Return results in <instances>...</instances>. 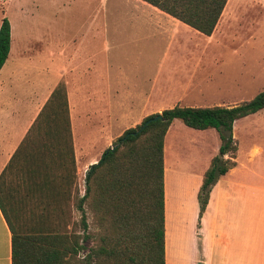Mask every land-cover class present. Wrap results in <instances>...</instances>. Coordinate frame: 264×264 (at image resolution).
<instances>
[{"label":"crops","instance_id":"crops-1","mask_svg":"<svg viewBox=\"0 0 264 264\" xmlns=\"http://www.w3.org/2000/svg\"><path fill=\"white\" fill-rule=\"evenodd\" d=\"M228 1L210 35H203L145 0H14L23 14L7 20L9 46L0 66L3 200L21 193L50 194L54 185L62 186L61 198H66L71 161L75 177L84 176L119 132L148 115L141 114L142 104L149 102L153 88H174L170 107L239 104L179 103L189 88L198 93L202 86L185 56L200 47L197 39L211 38ZM129 55L136 57L129 60ZM58 85L64 96L54 93ZM238 87L235 96L242 90ZM161 91L156 90V100ZM118 101L136 108L118 114ZM65 112L71 150L63 128ZM259 113L264 107L232 122L234 164L212 183L200 215L197 190L220 139L214 128L196 129L205 135H192L188 147L212 137V149L186 175L193 179L186 194H173L170 225L164 140L175 119L167 127L162 143L164 264H264V144L257 141L264 114ZM57 134L59 141L51 138ZM239 136L245 144L239 145ZM14 176L18 186L7 189V180ZM0 264H10V233L1 211Z\"/></svg>","mask_w":264,"mask_h":264},{"label":"trees","instance_id":"trees-1","mask_svg":"<svg viewBox=\"0 0 264 264\" xmlns=\"http://www.w3.org/2000/svg\"><path fill=\"white\" fill-rule=\"evenodd\" d=\"M203 35H210L226 0H145ZM9 46V24L0 19V66ZM63 96L62 85L54 93ZM64 106L65 101L63 100ZM264 107V89L247 101L231 107H188L174 105L160 111V119L150 121L132 134L149 117L125 129L112 149H105L84 175V189L75 201L80 216L69 217L48 206L54 197L39 200V212L20 216L12 204L0 196V211L10 233V264H164L163 153L164 133L173 119L193 129L214 128L220 139L197 190L198 214L203 211L215 179L233 164L236 150L231 136L232 122ZM66 110V106L65 109ZM63 128L71 150L68 118ZM52 139L59 141L57 136ZM226 155L224 158L223 156ZM73 163L71 173L73 178ZM1 180V177H0ZM72 181L69 182L68 186ZM1 185V183H0ZM67 193L66 202L72 201ZM2 198V199H1ZM83 204L92 211L99 232L88 230ZM56 205V204H54ZM60 212V211H58ZM80 227V232L74 225ZM89 242V245L84 243ZM84 254L80 261L76 257Z\"/></svg>","mask_w":264,"mask_h":264},{"label":"rangeland","instance_id":"rangeland-1","mask_svg":"<svg viewBox=\"0 0 264 264\" xmlns=\"http://www.w3.org/2000/svg\"><path fill=\"white\" fill-rule=\"evenodd\" d=\"M22 14L18 11L17 4L14 0H0V19L6 17L7 20L13 21ZM201 40L197 39V45L200 47L197 50H191L190 54L185 56L184 62H188L190 73H194V78L201 81L202 86L198 93H195L194 88H189L182 95V101L179 102L180 105H210L215 103L232 105L234 102L239 101L240 103V101H247L257 92L264 89V0H229L211 38ZM135 57L129 55V60ZM120 61L124 62L123 60ZM237 85L239 89L242 85L239 96L234 95V88ZM158 89L162 90V93L159 94V100H156L154 95ZM158 89L153 88V92L150 90L149 102L142 104L143 109L141 114L150 115L158 113L163 108L170 107L174 104L171 101V99L176 98L172 96L174 88L166 86ZM221 90H223L225 95L220 96L219 91ZM132 106L136 108L135 104L118 101V114H128L127 110L129 108L131 109ZM140 107L139 104L138 108L140 109ZM171 124V127L166 131L167 134L164 140L165 156L167 155L165 184L168 200L167 219L169 225L172 224V210L174 208L173 194H177L178 192L179 194L182 192L186 194L190 185L193 183V179L189 178V180L186 178L188 176L187 174L189 172L193 173L194 170L201 166L202 161L212 149L213 141L212 137H205L197 144H191V147H188L190 137L192 135H205L202 133L203 130L189 128L177 119L173 120ZM263 125L257 127V130H261L259 133H262L261 137L259 133L257 134V137L259 136L257 141L260 144H264ZM120 134L119 132L111 140V146ZM239 137V145L245 144L246 141H251L250 136L247 137L245 135L247 137L246 141L244 137ZM16 180V176L9 178L5 187L12 189V187L18 186ZM71 181V184L68 186V191L70 192L69 196L72 201H68L67 203L65 201L66 198H64L65 196L61 198L62 186L54 185L51 187L50 194L55 198V202L48 206L49 209L55 208L57 210L56 213H63L66 218L67 216L69 217L70 222L66 225V228L71 225V222L76 223L80 216L74 203L83 194L84 176L75 177L73 170V178H71ZM50 194L39 193L37 195L34 194L35 196L27 197L21 193L19 198L10 197L3 201L12 204V208L20 216H24L39 212L42 208L38 203L39 200L44 199L46 195ZM83 208L88 230L93 234L98 233L99 227L94 221L92 211L86 204H83ZM74 229L77 232L81 230L77 224L74 225ZM84 244L89 245L90 243L85 242ZM83 254V252H80L74 261H80ZM72 263L73 261L68 264Z\"/></svg>","mask_w":264,"mask_h":264},{"label":"water","instance_id":"water-1","mask_svg":"<svg viewBox=\"0 0 264 264\" xmlns=\"http://www.w3.org/2000/svg\"><path fill=\"white\" fill-rule=\"evenodd\" d=\"M160 118H161V116H160L159 113H156L155 115H153V116L147 118V119H146V120H145V121L139 126V128L136 129L132 134H136L137 132H139V131L144 127V125H146L148 122H150V121H154V120H157V119H160ZM110 149H112V147H110Z\"/></svg>","mask_w":264,"mask_h":264}]
</instances>
